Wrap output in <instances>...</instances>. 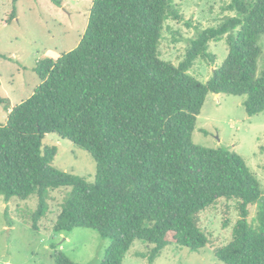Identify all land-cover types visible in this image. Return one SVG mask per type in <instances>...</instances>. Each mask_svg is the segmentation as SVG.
Segmentation results:
<instances>
[{
	"label": "trees",
	"instance_id": "obj_1",
	"mask_svg": "<svg viewBox=\"0 0 264 264\" xmlns=\"http://www.w3.org/2000/svg\"><path fill=\"white\" fill-rule=\"evenodd\" d=\"M229 8L237 14L198 29L176 65L159 50L165 22L180 16L174 0H93L78 46L37 62L41 83L33 94L14 106L0 94L9 112L0 122V194L8 201L36 194L32 226L39 230L51 191L72 187L54 230L91 228L110 239L102 264H122L135 240L152 245L148 264L172 244L200 251L209 243L201 212L235 199L240 217L216 255L224 264H264L259 178L236 151L193 141L210 93L246 95L249 115L264 112V0H231ZM225 35L224 63L206 82L192 76L198 58L215 60L209 44ZM52 132L95 157L94 182L53 165L57 147L43 144ZM54 248V264H80Z\"/></svg>",
	"mask_w": 264,
	"mask_h": 264
},
{
	"label": "rangeland",
	"instance_id": "obj_2",
	"mask_svg": "<svg viewBox=\"0 0 264 264\" xmlns=\"http://www.w3.org/2000/svg\"><path fill=\"white\" fill-rule=\"evenodd\" d=\"M93 0H64L62 6L51 0H0V94L19 104L28 99L41 83L35 71L38 61L57 59L80 43L86 32ZM179 18L168 19L159 47L161 57L178 65L184 58L190 40L198 29L216 26L237 14L229 8L231 0H174ZM16 18L9 23L10 15ZM263 53L259 58V73L264 70V35L260 40ZM209 50L215 60L200 57L189 73L206 82L213 70L220 67L229 54L228 36L211 41ZM246 95L210 93L198 116L193 133L196 144L229 148L246 160L256 173L264 191V112L249 115ZM7 110L0 104V122H6ZM45 147H57L53 165L94 182L97 161L85 148L58 133L43 139ZM72 187L51 191L47 215L32 226V215L38 208L36 194L28 199L0 194V264H54V251L63 250L80 264H102L110 239L91 228H75L56 232L57 217L65 196ZM239 202L221 199L200 214V226L209 236V243L200 251L172 244L164 248L154 264H224L216 250L232 239L233 226L240 217ZM257 205L250 206L254 219ZM150 244L135 240L122 264H148Z\"/></svg>",
	"mask_w": 264,
	"mask_h": 264
},
{
	"label": "crops",
	"instance_id": "obj_3",
	"mask_svg": "<svg viewBox=\"0 0 264 264\" xmlns=\"http://www.w3.org/2000/svg\"><path fill=\"white\" fill-rule=\"evenodd\" d=\"M217 96H219V94H217ZM12 106L16 105V104H11ZM8 111H7V117H8ZM2 123H5V122H2Z\"/></svg>",
	"mask_w": 264,
	"mask_h": 264
}]
</instances>
